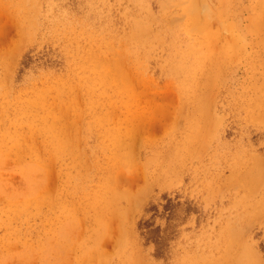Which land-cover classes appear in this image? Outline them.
I'll return each mask as SVG.
<instances>
[{
  "label": "rangeland",
  "instance_id": "rangeland-1",
  "mask_svg": "<svg viewBox=\"0 0 264 264\" xmlns=\"http://www.w3.org/2000/svg\"><path fill=\"white\" fill-rule=\"evenodd\" d=\"M0 264H264V0H0Z\"/></svg>",
  "mask_w": 264,
  "mask_h": 264
}]
</instances>
